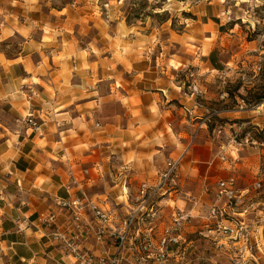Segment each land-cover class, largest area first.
<instances>
[{"label": "crops", "instance_id": "0c3cea01", "mask_svg": "<svg viewBox=\"0 0 264 264\" xmlns=\"http://www.w3.org/2000/svg\"><path fill=\"white\" fill-rule=\"evenodd\" d=\"M39 2L0 0V264H69L49 242L40 216L55 209L56 197L80 189L94 199H117L121 165L131 168V184L153 181L166 160L182 157L187 189L198 192L231 177L240 190L253 185L256 166L248 156L255 149L242 156L228 135L214 131L219 123L244 120L260 127L254 122L264 117V101L239 110L237 98L230 107L224 87L213 93L202 84L225 79L219 72L198 75L195 99L176 79V67L160 68L158 58L142 54L135 26L96 17L95 7L80 0L47 14ZM49 14L64 22L49 21ZM30 113L38 131L24 120ZM255 211L264 227L263 211ZM259 254L264 264V251Z\"/></svg>", "mask_w": 264, "mask_h": 264}, {"label": "built area", "instance_id": "2783aa9c", "mask_svg": "<svg viewBox=\"0 0 264 264\" xmlns=\"http://www.w3.org/2000/svg\"><path fill=\"white\" fill-rule=\"evenodd\" d=\"M189 77L188 88L197 99L201 95L198 75ZM238 108L246 109L243 101ZM24 120L40 129L33 114ZM243 130L242 123L226 122L214 132L219 137L228 135L229 145L237 151L248 147L264 156V140L249 133L241 136ZM198 132L199 128L190 135L187 150ZM222 151L220 158L225 161ZM181 159L166 160L153 181L136 184L129 182V165H121L117 199H94L84 189L78 195L56 197L55 209L40 216L49 242L69 264H190L191 259L193 264H259L254 254L264 251V227L253 220V205L247 208L245 202L251 199V191L263 188L262 180L252 189L240 190L231 177L195 192L183 182ZM16 224L23 230L25 221L18 219ZM200 245L210 248L214 257H198Z\"/></svg>", "mask_w": 264, "mask_h": 264}, {"label": "rangeland", "instance_id": "374dc122", "mask_svg": "<svg viewBox=\"0 0 264 264\" xmlns=\"http://www.w3.org/2000/svg\"><path fill=\"white\" fill-rule=\"evenodd\" d=\"M75 1L40 0L39 5L47 14ZM77 4L95 7L91 8L94 10L92 14L108 22L126 21L135 26L133 35L138 33L143 39L139 43L142 54L154 61L158 58L160 68L166 67V63L176 67V79L181 80L187 94L191 82L189 74L200 75L203 72L208 75L219 72L226 77L205 78L202 84L213 93L220 92L223 87L229 91L230 107L236 106L237 98L241 99L239 95L246 99L244 104L250 107L255 95L264 88V0H80ZM48 16L49 21L64 22L62 16L60 19ZM93 20L88 18L90 26ZM88 32V37L93 35V28H88ZM238 89L241 94H238ZM258 118L254 123L260 127L249 124L248 120L236 121L244 124L241 136L249 131L256 139L264 138V117ZM247 148L241 149L242 156L249 155L245 151ZM248 157V162L256 166L250 185L256 179L262 180L263 188L251 191V199L246 200L245 205L261 209L264 218V205L256 204L257 200L264 203V156L255 150ZM249 188L252 189V186ZM254 212L252 218L256 222ZM199 249L198 257H214L210 248L200 245ZM193 263L191 259L190 264Z\"/></svg>", "mask_w": 264, "mask_h": 264}, {"label": "trees", "instance_id": "16d2710c", "mask_svg": "<svg viewBox=\"0 0 264 264\" xmlns=\"http://www.w3.org/2000/svg\"><path fill=\"white\" fill-rule=\"evenodd\" d=\"M239 90V89H238ZM238 92V91H237ZM239 94V93H238ZM228 96L229 98L230 97V94H229V91H228ZM239 97L241 98L240 100H242L243 102L246 101V99L242 96V95H239ZM264 101V88L262 90V92L258 93L257 95H255V99L253 100V104L252 105H255V104H258V103H261ZM251 105V106H252ZM220 122H224V121H220ZM249 133V131H247ZM264 140V138H261Z\"/></svg>", "mask_w": 264, "mask_h": 264}]
</instances>
